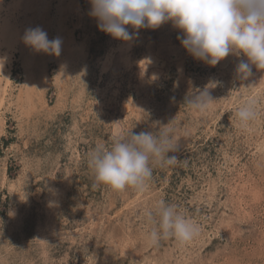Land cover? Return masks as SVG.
<instances>
[{"label":"rangeland","instance_id":"1","mask_svg":"<svg viewBox=\"0 0 264 264\" xmlns=\"http://www.w3.org/2000/svg\"><path fill=\"white\" fill-rule=\"evenodd\" d=\"M20 4L11 83L0 81V264H264V70L241 80L242 55L193 58L171 22L140 29L127 64L89 0ZM37 26L61 39L59 56L24 43ZM205 86L215 100L201 112L185 100ZM251 99L258 116L242 125L236 113ZM165 125L178 160L153 164L144 192L94 187L96 146ZM161 200L199 226L192 241L151 244L147 214L157 219Z\"/></svg>","mask_w":264,"mask_h":264},{"label":"clouds","instance_id":"2","mask_svg":"<svg viewBox=\"0 0 264 264\" xmlns=\"http://www.w3.org/2000/svg\"><path fill=\"white\" fill-rule=\"evenodd\" d=\"M89 15L96 18L100 31L114 39L130 42L139 30L157 29L171 22L183 33L177 38L193 58L215 66L230 54L243 56L236 66L241 80L253 75V66L264 70V0H89ZM131 29V31H130ZM24 43L38 52L60 55L61 39H49L39 26L29 28ZM0 57V70L5 62ZM208 86L194 92L185 100L198 111H205L213 102ZM255 99L247 100L236 113L246 125L258 116ZM173 129L163 127L158 135L151 131H117L110 146L98 145L87 156L94 175V187L108 186L116 192L133 189L144 192L153 176V164L173 166L177 144L172 140ZM155 224L148 235L152 245L162 239L174 238L187 244L199 234V226L187 218L176 205L161 200Z\"/></svg>","mask_w":264,"mask_h":264},{"label":"bare ground","instance_id":"3","mask_svg":"<svg viewBox=\"0 0 264 264\" xmlns=\"http://www.w3.org/2000/svg\"><path fill=\"white\" fill-rule=\"evenodd\" d=\"M20 1L13 0L9 4L8 2H6V0H0V57L6 58L3 68L2 70H0V81L1 79L6 78L7 84L11 83V66H12L15 54L17 53V50L19 48L18 46L21 41V31L17 25V21H15L16 16L18 15V13L16 14V11L19 10ZM132 43H133V40L130 42L123 41L119 45V47L121 48L119 49L123 53H125L124 57H126L125 59H126L127 64H130V60H129L130 55H127V54H129L128 51L132 47ZM113 55H114V52L111 51L109 54H107L106 58L104 59V65L106 69L110 67V64H112L111 62H113ZM7 87H8L7 85L6 87L5 86L3 87L4 92L8 91ZM3 95L4 94H2V96ZM3 97H2V100L0 101V108L3 105V102L6 100V97L4 98Z\"/></svg>","mask_w":264,"mask_h":264}]
</instances>
